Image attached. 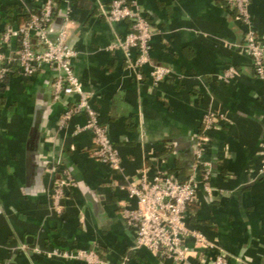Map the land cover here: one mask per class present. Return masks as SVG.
I'll return each mask as SVG.
<instances>
[{
  "label": "crops",
  "instance_id": "obj_1",
  "mask_svg": "<svg viewBox=\"0 0 264 264\" xmlns=\"http://www.w3.org/2000/svg\"><path fill=\"white\" fill-rule=\"evenodd\" d=\"M151 23L150 64L172 74L154 84L151 66L142 78L109 46L129 30V22L110 23L109 0H56L53 35L67 26L76 50L73 69L106 126L120 158L118 170L94 155L93 132L85 114L65 126L59 116L73 97L53 99L54 72L42 66L31 77L18 69L0 84V264H90L83 259L48 257L52 250H95L103 264H168L147 249H132L134 235L122 212L136 201L121 186L138 181L142 168L152 176L166 170L181 182L193 173L195 146L208 110L219 125L206 132L205 159L212 164L209 196L202 183L188 224L228 257V264H264V83L255 77L242 47L243 27L226 0H136ZM44 0H0V32L39 13ZM249 11L264 35V0ZM17 49L14 48L11 51ZM235 68L228 82L217 77ZM34 170L26 173V156ZM69 170L77 187L65 208L50 207L54 177L50 166ZM191 248L193 263L206 257Z\"/></svg>",
  "mask_w": 264,
  "mask_h": 264
},
{
  "label": "built area",
  "instance_id": "obj_2",
  "mask_svg": "<svg viewBox=\"0 0 264 264\" xmlns=\"http://www.w3.org/2000/svg\"><path fill=\"white\" fill-rule=\"evenodd\" d=\"M252 0H226L235 12L236 21L243 27L242 47L250 56L256 78L264 83V35L255 27L249 7ZM66 18L72 11V0H64ZM57 9L56 0H44L37 13H29L28 20L16 28H6L0 32V84H3L15 67L22 76L31 77L42 66L50 67L54 72L52 95L55 101L63 96L73 97L70 106L64 107L59 116V125L66 123L76 114L87 116L84 128L93 132L96 144L95 157L110 169L121 166L120 155L109 137L106 126L99 120L92 106L90 96L73 69L76 50L68 42L67 26L60 28L55 35L52 22ZM110 23L129 22L127 33L109 46L111 50H120L125 62L136 71V77L142 78V69L150 65L149 76L157 84L172 74L171 69L150 64L151 39L154 29L136 0H109L105 12ZM17 42H20L18 48ZM17 49L11 51L14 48ZM235 68L229 66L217 75L228 82L235 76ZM203 132L197 138L195 146V166L193 173L185 182H181L166 170L156 169L149 176L148 169L142 168L138 181L121 186L135 206L124 207L122 215L127 227L134 235V249L144 248L155 255H161L168 264H228L227 255L216 244L206 238L199 230L188 224L190 208L197 202V191L204 183L209 196L213 188L209 186L212 164L205 159L206 132L219 125L217 114L208 110L203 117ZM264 171V140L261 145ZM54 177L50 189V207L56 214L65 208L68 191L77 187L69 170L63 166H50ZM200 247L207 254L196 263L191 261V248ZM48 257L63 256L71 259H83L90 264H103L95 250H52ZM128 261L125 258L124 263Z\"/></svg>",
  "mask_w": 264,
  "mask_h": 264
},
{
  "label": "water",
  "instance_id": "obj_3",
  "mask_svg": "<svg viewBox=\"0 0 264 264\" xmlns=\"http://www.w3.org/2000/svg\"><path fill=\"white\" fill-rule=\"evenodd\" d=\"M37 149L30 148L26 156V173L27 178H30L34 170V155H36Z\"/></svg>",
  "mask_w": 264,
  "mask_h": 264
},
{
  "label": "trees",
  "instance_id": "obj_4",
  "mask_svg": "<svg viewBox=\"0 0 264 264\" xmlns=\"http://www.w3.org/2000/svg\"><path fill=\"white\" fill-rule=\"evenodd\" d=\"M57 10H55V15L57 14ZM37 14H39V13H37ZM28 18H29V16H28V14L27 15H23L22 16V20L25 22L26 20H28ZM9 28V27H8ZM17 46H18V48L20 47V42H17ZM192 207V206H191Z\"/></svg>",
  "mask_w": 264,
  "mask_h": 264
}]
</instances>
